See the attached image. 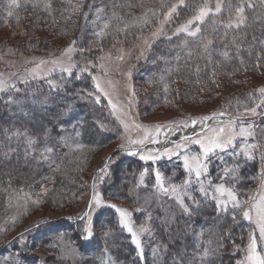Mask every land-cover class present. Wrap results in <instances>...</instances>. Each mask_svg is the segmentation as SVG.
I'll list each match as a JSON object with an SVG mask.
<instances>
[{
	"label": "rangeland",
	"instance_id": "rangeland-1",
	"mask_svg": "<svg viewBox=\"0 0 264 264\" xmlns=\"http://www.w3.org/2000/svg\"><path fill=\"white\" fill-rule=\"evenodd\" d=\"M42 1L49 2V0ZM28 2L41 5L40 0H20V5ZM65 2L70 9L69 0ZM169 2L171 0H164V3ZM71 3L75 4L77 1L71 0ZM118 7H108V15L96 13L87 18L93 34L99 32L106 21H110L112 25L104 37L105 39L112 37L115 41L110 48L100 53L99 61L94 62L82 52L74 51L71 62L78 67L73 69L71 76L57 69L43 79L39 77L33 79L30 73L41 59L67 61L63 55L61 41H53L50 35L43 33L46 49L32 50L28 44H17L20 43L18 42L20 36L18 37L19 31L14 26L20 13L15 9L13 16L8 17L7 0H0V79L8 84H14L19 89V91L12 89L0 91V121L4 119L0 123V229H3L0 231V264H9V261L16 259L20 264H77L85 260L81 245L74 240L76 235L62 232L63 228L74 223L73 220H81L80 217L85 212L90 214L92 226L96 225V228L92 227L93 233L97 231L105 240V247L108 248L104 247L98 254L104 256L105 264H118L117 257L114 256L117 254V243H113L115 239L112 228L108 231L99 230L101 223L98 224L96 221L101 217L104 209L114 210L107 206L111 204L132 213L131 220L135 227L145 225L151 229L141 236L144 260L145 255L158 253L162 249L161 243L156 239L157 232L153 222L159 216L154 215V212H161L166 217L176 212L183 213L173 199L159 193L154 187L156 169L160 170L169 183L182 182L177 180V166L182 169L180 160L174 156L171 160L164 157L155 163L142 161L139 155L133 156L128 154V151L122 150L120 145L124 143L121 139L124 130L111 115L107 100L102 98L100 104H96L94 97L88 95L95 91L91 75L101 77L104 87L110 92L113 88L117 90L118 98L128 112L124 117L127 122L149 127L171 126V131L168 127L161 129V135L158 137L160 143L147 145L148 148L160 150L172 147V142H178L182 137H191L194 132L199 133L203 126L214 127L218 121H226L231 116L238 115V112H243L242 106L239 109L237 107L238 101L241 104L249 103L248 94L264 87V53L259 54L260 51H264V29L255 33L254 44L241 47L242 42L231 40L226 30L223 31L222 28L212 24L214 18L211 17L206 18L205 21L207 19L210 21L201 29L198 37H187L185 34L173 35L174 38L167 39L170 43L159 44V40L167 37L168 29L165 27L170 22L163 25L159 38L153 37L152 33L161 28L160 24L154 26L157 20L163 18L160 14L161 0H148L143 7L130 10ZM149 9L155 11L157 15L153 17ZM163 10L167 11V9ZM71 14L73 12L69 10L68 15ZM113 14L122 19L120 21L113 19ZM228 15L229 13L220 16V19L226 23ZM145 18L149 20L147 25L143 23ZM262 19L263 15L253 16L252 19L246 17L245 23L257 24ZM125 23L127 28H124ZM114 28L124 30L116 32L113 31ZM42 29L44 30L43 27ZM257 37L258 42H256ZM201 41H211L207 50L204 49ZM224 51L229 53L228 57L222 55ZM120 56L124 57L123 60L118 59ZM89 61L96 67H91ZM101 64L104 65L106 74L100 68ZM257 64L259 67H256ZM222 65L227 66L224 71L219 69ZM232 65L235 67L231 68ZM86 66L91 71V75L87 73L88 75L85 76L84 72H81ZM42 67L51 69L55 66L49 63ZM200 70L204 75L202 78L196 77V73ZM129 72L130 78L127 75ZM77 75L81 79H76ZM208 79L211 81V88L201 83ZM187 80L199 82V85H196L197 92L187 91L188 85L185 83ZM48 81H53L54 86H50ZM128 85L135 90L131 104H129L131 92L127 90ZM64 88L67 91H64ZM9 96L15 103H6ZM259 111L261 110L258 109ZM219 112H224L226 115L218 117V120L205 121L203 125L199 122L195 126L191 124L192 120L199 121L201 117L212 116ZM181 122H187L188 126H180ZM246 122H253L256 126L255 140L249 138V142L260 145L259 150L254 152L255 158L252 159L259 165V170L250 187H244L241 191L236 190L240 200H245L249 195L258 192L260 173L264 169V162L261 160V153L264 152V116H248ZM53 126L57 127L59 134ZM17 132L20 135H16ZM140 134L142 133L138 130L131 132L133 138ZM26 136L37 140L36 151L29 150L26 154ZM48 142L56 146L57 144L64 146L67 150L65 162L70 168L68 174L70 176L77 172L78 180L75 176L70 178L72 193L68 190L69 197L66 199L64 196L61 198L62 194L57 193V190L53 192L51 188L54 186L46 182L45 167L48 160H43L39 154L47 147ZM77 144L84 147L77 149ZM240 144L241 140L238 139L236 152H240ZM190 147L193 151L198 150L196 145ZM232 151L230 149L228 153L220 154L228 166L232 161L237 160L238 163H244L243 168L246 161L248 163L252 161L247 160L243 154L234 157L231 155ZM115 152L117 156L108 160V156ZM56 157L50 154L53 162ZM131 159H136L145 168L131 175L137 178L126 190V194L131 195L133 199L128 202L119 197L121 184L114 180L111 168L117 162L123 166L124 162ZM105 161L109 165L108 174L97 173L98 169L104 166ZM219 165L220 161L213 158L210 177L214 183L217 182ZM70 166H74V170L77 171H71ZM127 166L130 167V164ZM61 168L62 166L57 167L56 175H59ZM145 169H148V172L141 185L140 174ZM99 176H103V180H100ZM94 182L95 192L100 194L104 204L100 207L93 204L90 208ZM21 189L23 192L19 193L20 196H23V193L31 194L32 200L26 204L17 198V193ZM43 189L48 190L46 194H42ZM194 194L198 199L200 198L198 193ZM239 194L244 196L240 197ZM35 199H40L41 203H33ZM230 209L233 210L231 205L228 210ZM54 220L56 222L42 225L46 221ZM245 221L251 225V232L256 231L252 222ZM86 223L87 217L83 221V227ZM34 225L37 227H33ZM21 233L24 234L23 245L16 239ZM127 234L130 237V234ZM68 235L72 236L68 237ZM127 241L131 242V238ZM133 246L136 250L135 245ZM135 255H138L137 250ZM176 263L175 260L171 262V264Z\"/></svg>",
	"mask_w": 264,
	"mask_h": 264
},
{
	"label": "snow or ice",
	"instance_id": "snow-or-ice-1",
	"mask_svg": "<svg viewBox=\"0 0 264 264\" xmlns=\"http://www.w3.org/2000/svg\"><path fill=\"white\" fill-rule=\"evenodd\" d=\"M184 0H178V3H171L170 5L164 3V0H161V15L163 19L159 21L161 28H158L155 32L152 33L153 37L159 38V35L163 31V25L169 22L173 15L177 13V8L179 5H183ZM69 6L72 8L73 13L80 11L82 8V3L77 2L75 4L71 3L69 0ZM225 6L229 12L227 22L222 26L227 29H239L246 21L245 8L254 7L250 2L246 0H237L235 4L231 0H203V3L195 10V14L188 19L185 23L181 24L176 28L173 35L179 36L180 34H185L187 37H198L201 34V25L205 23L206 18L216 17L221 15ZM20 7V0H7V16L12 17L15 9ZM167 9V11H163ZM149 12H152L153 17L157 15L155 11L149 9ZM232 13L235 15L233 16ZM147 16V13L145 14ZM71 19V17H67ZM113 19L120 21L122 18L115 16L113 14ZM17 23H19V18L17 17ZM143 23L147 25L149 23L148 19H144ZM215 24L216 21L213 20ZM112 27L110 21H106L103 24V27L99 32L94 33V35L99 39L104 37L107 34V30ZM124 28H127L125 23ZM124 29L114 28L113 31L119 32ZM167 39L171 40L172 37L169 36ZM203 47L205 50L208 49L211 41L203 42ZM76 41L73 40L67 48L63 50V55L67 58V61L63 60H52L45 61L41 59L39 63L36 64L35 68L32 69L30 75L33 79L39 77L41 79L45 78L51 71L59 69L61 73H67L69 76L73 74V69L77 68L78 65L71 62V55L75 51ZM224 57H228L229 53L224 51L222 53ZM123 56L118 57V59L123 60ZM103 59V58H101ZM179 59V57H177ZM53 64L55 67L51 69H44L42 66L47 64ZM91 64V62H88ZM243 63V62H241ZM91 67H96V65L91 64ZM259 67V64L256 65ZM100 68L105 71L104 65L101 64ZM81 72H88L91 75L89 68L86 66L81 69ZM129 78L131 73L127 74ZM77 75V79H79ZM91 79L94 84L95 91L89 93L88 95L94 97V102L100 104L101 99L107 100V107L111 111L116 121L123 127L124 134L121 136V139L124 141L120 145L122 150L128 151V154L136 156L139 155V159L142 161H152L156 162L161 158L166 157L171 160L174 156L177 157L185 174L184 179L180 184H172L167 181L164 175L160 172L159 169H156L154 172L155 176V185L154 187L157 191L163 195L169 196L170 199H173L178 205L179 209L186 215L191 216L194 212L199 211L202 204L205 202H211L215 205L217 212H227L229 205L233 209L232 220L235 222L238 216H242L243 219L252 222L255 225L256 231L250 232L248 236V243L244 249V257L240 260H237L236 264H264V169L260 173V184L258 192H254L249 195L247 199L240 200L238 198V193L234 187L235 183L239 180L237 175L239 164L230 167L227 162L224 161V158L221 153H228L229 150H233L231 155L238 156L243 154L247 160H252L255 158L254 152L259 150L260 145L258 143H250L249 138L255 140L256 136V126L253 122H246V117L251 116L255 117L257 115L264 116V87H260L252 93L248 94V102L243 103L238 101L237 107H243V112H238V115L231 116L226 121H218L216 126H203L199 133L194 132L191 137L185 136L182 137L178 142H172V147H165L163 150L148 148L149 144H158L160 143L158 137L161 135V129L168 127L171 131L170 125H155V126H146L134 122H127L124 117L128 115V112L125 111V106L120 102L118 98V93L115 88L110 92L104 87L101 77L91 75ZM27 81H25L26 83ZM50 86H54L53 81H48ZM109 84H112L111 81H108ZM5 89H12L14 91H19L14 84H8L5 80L0 79V91ZM127 90L131 92V97L129 98V104H131L132 99L135 97V90L131 88V85L127 86ZM258 94V101H257ZM114 96L116 98L114 99ZM8 104L15 103L11 96L6 101ZM258 109L261 111L258 112ZM27 115V113H25ZM226 113L219 112L214 113L212 116H204L199 118V121L192 120L191 124L195 126L198 122L201 125L205 121H210L217 119L220 116H224ZM180 126L187 127V122H181ZM138 130L142 134L138 135L136 138H133L131 132ZM16 135H20L19 132ZM79 135V133H77ZM165 135H167L165 133ZM240 139V152H236V141ZM27 149L26 154L29 150L36 151L35 145L37 140L33 139L30 136H26ZM191 145L198 146V150L193 151ZM65 146H68L65 144ZM84 146L77 144V149H82ZM54 152L53 147H45L43 151L40 152V157L43 160H49L50 154ZM213 158H217L220 161L219 171L217 175V182H213L210 177V168L213 163ZM261 160L264 162V152L261 153ZM57 167H59L57 165ZM108 162H104V166L98 169V173L108 174ZM148 169H145L140 174L139 183L142 185L144 182V176L147 174ZM100 180H103V176L98 177ZM231 181V183H229ZM93 195L89 202V207L91 208L93 204L96 207H100L104 204L99 193L95 192L96 183L93 185ZM48 190L43 189L42 194H46ZM23 190H19L17 193L18 200H22L25 204L32 200L30 193H23V196H20L19 193ZM198 193L200 198H197ZM35 204H40V199H35L32 201ZM115 210L119 215V225L122 229H125L127 233L130 234L131 243L135 245V248L138 252V255L141 259L144 256V249L142 246L141 236L143 233L150 232L151 229L145 225H140L135 227L133 221L131 220L132 213L127 209L118 207L114 204L107 205ZM87 217V223L84 226V239H91L93 236L91 217L88 212H85L80 219L84 220ZM150 219V217H149ZM3 231V229H0ZM258 232V235H257ZM107 235V233H106ZM16 239L19 240L21 245L25 243L24 234L21 233ZM106 251V250H105ZM215 250L210 248H204L201 252L198 253L201 264H204V261L207 257L214 254ZM111 258L109 257V261ZM9 264H20V261L16 259L15 261H9Z\"/></svg>",
	"mask_w": 264,
	"mask_h": 264
},
{
	"label": "trees",
	"instance_id": "trees-1",
	"mask_svg": "<svg viewBox=\"0 0 264 264\" xmlns=\"http://www.w3.org/2000/svg\"><path fill=\"white\" fill-rule=\"evenodd\" d=\"M40 1L41 5H34L32 2H28L21 4L16 10L20 13L19 23L16 21L14 26L19 31L18 37L20 36V39L18 40L20 43L17 44H28L32 50L40 51L39 49H46L47 46L43 43L45 38L43 39L42 34L47 33L52 37L53 41L60 40L63 49L67 48L69 44L75 40V51L78 53L82 52L83 55L89 56L94 62L100 60V53L110 48L115 40L112 37H108L107 39L102 37V39H98L89 26L90 22L87 20V18H90L89 15L96 13H99L100 15L105 13L108 15V7L110 6L113 8L115 6L118 7L119 5L118 8L120 9L125 7L130 10L131 8L136 9L140 6L143 7L146 2H148V0H76L77 2L82 3V8L80 11L68 15L69 10L72 11V8H68L65 0H49V2ZM231 2L235 4L237 0H231ZM246 2H250L254 7H246L245 16L252 19L253 16L260 17V15H263V19L259 20L257 24H255V22L244 23L239 29L233 28L225 31L231 40L242 42L240 43L241 47H244L247 44L250 46L254 44L255 33L257 34L258 31L264 29V0H246ZM171 3H178V0H171V2L167 4L170 5ZM202 3L203 0H184V4L177 9V13L173 15L168 26L165 27L168 29L166 32L167 37H172L174 30L178 25L194 14L195 10ZM228 13L227 7L225 6V10L221 15L213 17V20H215L216 23L214 24L212 21V24L215 26L217 25L224 31L225 28L222 25L225 22L220 19V16H225ZM232 15L234 16L235 14L232 13ZM67 17H71V19H67ZM159 21L160 20H157L154 26L159 25ZM208 21L210 20L207 19V21L201 25V29L205 28ZM225 21H227V19ZM41 30L43 31L41 32ZM244 36H247V38H244ZM167 37L159 40V44L170 43L169 40L167 41ZM257 39L258 37L256 38V42H258ZM260 53L262 54L264 51H260L259 54ZM256 63H260V61H256ZM226 67V65H222L219 66V69L220 71H224ZM233 67L235 66L232 65L231 68ZM87 73L88 72H84V75L87 76ZM205 73L206 71L204 74ZM196 77H204L201 70L196 73ZM185 83L188 85V92L194 93L198 91L196 85H199V82H196V80H187ZM201 83L204 86L211 88V81L209 79ZM64 91H67V89ZM3 120L4 119H2L0 123ZM53 127L56 130V133L59 134L60 131L57 127ZM47 147H53L54 152L51 155L57 157L55 162L51 159L46 162V182L48 185L51 184L54 186L51 188L53 192L57 190V193L60 195L62 194L61 198L64 196L66 199L69 197L67 194L68 190L72 193L70 178L75 176L78 180L77 172L73 173V175L70 174L69 176L68 169L70 168H68L69 164L65 162L67 160V150H65L64 146L59 144L56 146V144L54 145L53 143L48 142ZM116 153L117 152L108 156V160L113 159L115 155L117 156ZM124 163L125 164L122 166L117 162V164L112 166L111 169L113 170L114 180L119 181V184H121L119 190L121 195L119 197L131 202L133 199L131 195L129 196L126 194V190L130 188V185L134 183L137 178L136 176L133 177L131 175L137 174L135 171L139 172L145 167H142L140 162L136 159H131ZM127 164H130V167L127 166ZM237 164L240 166L237 175L239 173L238 176L241 177H239V180L235 183L234 187L236 190L241 191L244 187H250L253 184L259 170V165L253 160L249 163L246 161V165L243 168L242 165H244V163H238L237 160L232 161L229 165L230 167H233ZM57 165L62 166L59 175H56L57 172L55 173V171H57ZM70 167L71 171H77V169L74 170V166ZM177 171V180L182 181L185 174L179 165L177 166ZM213 172H215V169ZM92 195L93 192H91V197ZM239 196L243 197L244 195L242 196V194H239ZM155 212L154 215L159 216L157 220L153 221L157 232L156 239L161 243L162 249L158 253L145 255L144 260L138 255H135L136 250L134 249L133 244L130 241H127L130 237L127 234V231L120 227L119 215L115 210L104 209L101 217L96 220L98 224L101 223L99 230L108 231L109 228H112L113 238L115 239L113 243H117V254H114V256L115 258L117 257L118 264H171L173 260L177 262L176 264H201L198 253L204 248L215 250L214 254L205 259L204 264H236L237 260L242 259L244 256V249L248 243V236L252 231L251 225L243 220L241 216H238L237 220L233 222V210L231 209L227 212L218 213L215 205L209 201L202 204L199 211L194 212L191 216L176 212L175 214H172V216L166 217L161 212ZM83 221H85V219L73 220L74 223L66 226L62 230V232L65 231L67 234L74 233V235H76L74 240H77L82 247L81 251L83 252L85 260H82L77 264H105L103 261L104 256L98 254L99 250L101 251V249L105 247V240L98 235L97 231L93 233L95 236H92L91 239H84L86 233L83 231ZM53 222L56 221H46L42 225H48ZM33 227L37 226L34 225ZM93 228H96V225ZM78 229H80V231H78ZM69 236L71 237L72 235H68V237ZM105 249L108 248L105 247Z\"/></svg>",
	"mask_w": 264,
	"mask_h": 264
}]
</instances>
